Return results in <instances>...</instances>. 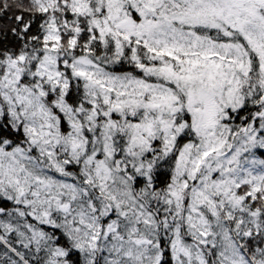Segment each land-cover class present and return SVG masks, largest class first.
Returning <instances> with one entry per match:
<instances>
[{
  "label": "snow or ice",
  "instance_id": "6c2138e0",
  "mask_svg": "<svg viewBox=\"0 0 264 264\" xmlns=\"http://www.w3.org/2000/svg\"><path fill=\"white\" fill-rule=\"evenodd\" d=\"M0 264H264V0H0Z\"/></svg>",
  "mask_w": 264,
  "mask_h": 264
}]
</instances>
